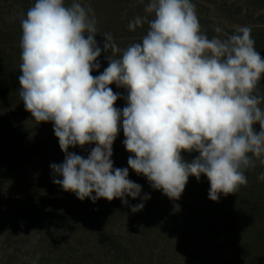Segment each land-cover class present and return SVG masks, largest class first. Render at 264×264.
I'll list each match as a JSON object with an SVG mask.
<instances>
[{"label": "clouds", "instance_id": "obj_1", "mask_svg": "<svg viewBox=\"0 0 264 264\" xmlns=\"http://www.w3.org/2000/svg\"><path fill=\"white\" fill-rule=\"evenodd\" d=\"M144 13L128 28L147 23V33L123 49L107 32L101 47L95 12L80 0H35L21 18L19 96L35 121L53 122L65 153L50 164L53 183L80 200L120 198L141 211L150 194L142 196L129 167H114L112 159L122 127L134 154L128 165L169 199L179 200L189 177L202 174L209 199L237 193L246 173L264 165V57L251 26L232 34L216 26L209 38L193 0H148ZM102 53L108 66L94 76ZM118 99L126 101L122 109ZM89 144L87 158L69 151ZM182 152L198 155L189 161ZM128 197L142 202L130 205Z\"/></svg>", "mask_w": 264, "mask_h": 264}, {"label": "rangeland", "instance_id": "obj_2", "mask_svg": "<svg viewBox=\"0 0 264 264\" xmlns=\"http://www.w3.org/2000/svg\"><path fill=\"white\" fill-rule=\"evenodd\" d=\"M34 2L23 0L16 6H32ZM80 2L95 12L101 33L96 39L101 47L106 32L122 49L141 42L147 33V23L134 32L128 24L145 14L148 0ZM193 3L201 30L209 38L217 35L216 26L228 34L238 26H251L255 48L264 57V0ZM1 9L7 14L9 8L1 5ZM21 51V47L0 51V264H264V181L258 179L264 165L246 173V186L237 193L221 194L218 201L209 199L210 182L204 174L199 181L190 176L180 199L171 200L130 168L128 157L134 154L123 144L121 127L112 159L114 167H129V178L142 185V196L150 194L141 211L133 213L120 198L80 200L53 183L50 164L62 163L65 153L54 134L53 122L35 121L19 96ZM106 55L98 58L101 68L92 75H99L108 66ZM110 87L114 92H125L115 84ZM258 87L264 93V77ZM115 106L122 109L126 101L118 99ZM11 114L22 119L17 123L2 121ZM17 124L22 130L19 136L12 132ZM254 128L259 131V124ZM39 140H46L42 141L46 144ZM55 141L57 144H52ZM28 147V156L36 160L19 151ZM93 147L95 144L77 145L76 153L87 158ZM181 155L190 161L198 153ZM26 189L47 195L24 198L18 190ZM128 199L130 205L142 202L140 198ZM175 204L180 205L179 211H174Z\"/></svg>", "mask_w": 264, "mask_h": 264}, {"label": "trees", "instance_id": "obj_3", "mask_svg": "<svg viewBox=\"0 0 264 264\" xmlns=\"http://www.w3.org/2000/svg\"><path fill=\"white\" fill-rule=\"evenodd\" d=\"M23 0H0V51H12L18 47H20V40L22 36V29H21V24L20 20L23 16L26 15L27 10L30 8V4L28 3L27 5H23L20 8H17L16 5H19V3H22ZM2 6H7L9 9H7V14H3L1 9ZM25 7H28L27 10H25ZM9 10V12H8ZM3 60H1L2 62ZM20 113V112H19ZM21 116H14L13 114L11 115H5L2 117V121H16L17 123L19 120H21ZM29 119V118H28ZM33 119V118H32ZM33 121V120H31ZM13 133H16L18 136L22 132L20 130L18 124L15 128V130H12ZM37 140V139H36ZM41 144H43L46 140H39ZM44 141V142H42ZM37 144H39L37 142ZM46 144V143H44ZM54 145L57 144L55 141L52 143ZM52 144H48L47 146H51ZM46 146V147H47ZM72 152H77L78 148L77 146L71 147ZM28 149H22L19 150L23 152L25 155L28 156ZM18 151V150H17ZM30 155V153H29ZM30 160H36V158L32 156H28ZM20 194H23L24 198H37V197H45L47 194L44 191H31V190H18ZM42 195V196H38ZM44 202V201H41Z\"/></svg>", "mask_w": 264, "mask_h": 264}]
</instances>
